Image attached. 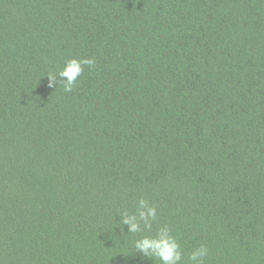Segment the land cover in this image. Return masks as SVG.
Wrapping results in <instances>:
<instances>
[{"label":"trees","instance_id":"trees-1","mask_svg":"<svg viewBox=\"0 0 264 264\" xmlns=\"http://www.w3.org/2000/svg\"><path fill=\"white\" fill-rule=\"evenodd\" d=\"M162 226L264 264V0H0V264H159Z\"/></svg>","mask_w":264,"mask_h":264},{"label":"clouds","instance_id":"clouds-1","mask_svg":"<svg viewBox=\"0 0 264 264\" xmlns=\"http://www.w3.org/2000/svg\"><path fill=\"white\" fill-rule=\"evenodd\" d=\"M95 64L94 59H69L64 67L56 74L46 75L48 87L57 86V77H62L59 81L63 82L64 91L71 92L77 78L84 71V66L89 68ZM121 220L118 227L128 225V233H140L151 231L152 224L157 218V210L154 205L143 198L137 201L134 213L124 211L120 214ZM135 251L143 257H155L159 264H180L182 260L181 246L176 238L170 233L167 226L160 227L155 235H142L134 241ZM208 255V249L204 246L192 251L188 257L190 264H203L204 258Z\"/></svg>","mask_w":264,"mask_h":264}]
</instances>
